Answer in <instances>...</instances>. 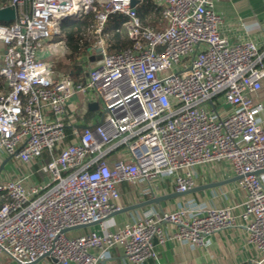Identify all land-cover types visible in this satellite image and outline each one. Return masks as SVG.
<instances>
[{"label":"built area","instance_id":"1","mask_svg":"<svg viewBox=\"0 0 264 264\" xmlns=\"http://www.w3.org/2000/svg\"><path fill=\"white\" fill-rule=\"evenodd\" d=\"M142 1L0 4L16 15L0 22V167L2 157L19 164L18 179L0 182V255L15 264H101L113 248L124 264H147L169 241L202 248L237 228L261 256L254 263H264V174H255L264 169V105L253 99L264 80L259 48L221 35L212 0H151L162 9L156 29L140 25ZM84 14L93 16L100 58L76 81L58 67L66 49L60 25ZM113 14L127 18L121 31L133 44L110 54L101 35ZM79 97L84 107L97 104L98 121L76 115ZM213 163L237 178L239 214L188 205L115 230L102 224L121 209L120 184L151 193L169 181L186 193L197 169ZM34 174L43 181L27 186ZM91 224L100 230L67 231Z\"/></svg>","mask_w":264,"mask_h":264},{"label":"crops","instance_id":"2","mask_svg":"<svg viewBox=\"0 0 264 264\" xmlns=\"http://www.w3.org/2000/svg\"><path fill=\"white\" fill-rule=\"evenodd\" d=\"M213 9L222 16L221 35L230 43H237L246 40L253 41L259 48L262 62L264 64V0H212ZM140 5V4H139ZM138 5V6H139ZM137 6V7H138ZM163 25L162 22L158 25ZM157 27V28H158ZM156 29V28H155ZM94 43L88 52L73 62L67 61L63 54V63L58 67L61 71H67L76 81L84 78L81 72L82 66H94L100 58L99 51L96 48L97 36L92 32ZM66 50V49H65ZM82 63V65H81ZM84 70V69H83ZM254 103L264 105V80L261 90L253 97ZM95 104V103H92ZM77 113L85 123H95L100 117L99 107L91 110L82 102L79 97L77 103ZM264 128V123H263ZM3 159V168L0 167V182L6 180H16L19 177L17 168L19 164H14L6 157ZM114 154L110 156L109 162L116 160ZM1 165V166H2ZM198 178L195 187H202L211 183L226 182L223 185L189 193L184 196L175 197L170 200L143 206L122 214L114 215L102 222L109 230H115L126 222H133L147 212H169L180 206H206L209 208L232 207L235 214L240 213V205L244 200L242 191L237 187V180L229 165L226 163L208 164L197 169ZM44 175L34 174L30 177V184H39L43 181ZM235 179V180H234ZM157 182V181H156ZM157 188L151 193L144 191L146 186L143 184H120L119 200L117 204L120 208L131 205L141 204L154 198L167 196L176 193L169 181L157 182ZM175 228L170 227V230ZM100 230V225L95 224L83 229H77L72 232L73 235H82L89 232ZM207 246L202 248H192L189 244L177 241H169L163 247L158 249L159 256L157 261H149L147 264H255L260 259L257 249L249 243L247 234L241 229L225 230L208 239ZM93 253H97L96 250ZM0 264H15L4 255H0ZM36 264H49L48 260H40ZM103 264H124L122 252L113 248L109 251V259Z\"/></svg>","mask_w":264,"mask_h":264},{"label":"trees","instance_id":"3","mask_svg":"<svg viewBox=\"0 0 264 264\" xmlns=\"http://www.w3.org/2000/svg\"><path fill=\"white\" fill-rule=\"evenodd\" d=\"M8 1L0 0V4ZM161 10L151 0H143L137 7L140 25L142 27L149 26L153 29L157 28L162 19ZM126 20L125 16L119 14H113L108 17L101 35L108 53L121 52L133 44L127 34L121 31V26ZM92 21L93 16L91 14H84L78 19H69L61 23L60 30L65 37L66 50L64 55L67 61L73 62L77 60L84 56L92 47L94 43ZM3 88L4 79L0 77V91ZM122 184L124 185L125 183Z\"/></svg>","mask_w":264,"mask_h":264},{"label":"water","instance_id":"4","mask_svg":"<svg viewBox=\"0 0 264 264\" xmlns=\"http://www.w3.org/2000/svg\"><path fill=\"white\" fill-rule=\"evenodd\" d=\"M135 3H136L135 1H132V6L135 5ZM15 18H16V15H15V9L14 8H5V9H1L0 10V22L10 23V22H13L15 20ZM95 107H97V104H89L88 105V109L91 110V111ZM1 167L3 168V165ZM255 174L256 175L264 174V169L257 171ZM235 179L237 180V178H235ZM226 182H229V181H225V182H221V183H211V184H208V185H205V186H202V187L193 188V189H191L190 191H188L186 193H174V194H170V195H167V196L154 198V199H151V200L146 201V202L141 203V204H136V205H131V206H128V207H124V208L118 210L116 213H113V214L109 215L107 218H110V217H112L114 215H117V214H122V213H125V212H128V211H131V210L143 207V206H147V205H151V204H159L160 202H163V201H166V200H170V199L175 198V197L184 196V195L189 194V193H194V192H197V191H201V190L217 187V186L225 184ZM93 225H95V224L74 227L72 229H68L67 231L83 229V228L90 227V226H93ZM39 261H40V259L35 261V262H33V263H29V264H36ZM101 264H103V262Z\"/></svg>","mask_w":264,"mask_h":264},{"label":"rangeland","instance_id":"5","mask_svg":"<svg viewBox=\"0 0 264 264\" xmlns=\"http://www.w3.org/2000/svg\"><path fill=\"white\" fill-rule=\"evenodd\" d=\"M54 41H57V40H54ZM54 41H51L50 43H54Z\"/></svg>","mask_w":264,"mask_h":264}]
</instances>
